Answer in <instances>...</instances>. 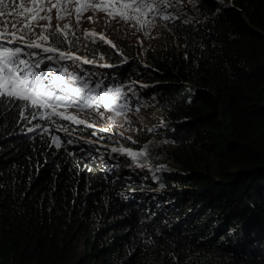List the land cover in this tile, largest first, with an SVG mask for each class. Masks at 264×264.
Instances as JSON below:
<instances>
[{"label": "trees", "instance_id": "1", "mask_svg": "<svg viewBox=\"0 0 264 264\" xmlns=\"http://www.w3.org/2000/svg\"><path fill=\"white\" fill-rule=\"evenodd\" d=\"M187 1L100 72L161 110L178 168L0 103V264H264V0Z\"/></svg>", "mask_w": 264, "mask_h": 264}, {"label": "snow or ice", "instance_id": "2", "mask_svg": "<svg viewBox=\"0 0 264 264\" xmlns=\"http://www.w3.org/2000/svg\"><path fill=\"white\" fill-rule=\"evenodd\" d=\"M101 2L104 7H101ZM120 4L122 11H110L108 4ZM76 13L77 25L82 20L85 12L91 10L94 14L97 11H104L112 19L119 17L124 22L135 21L142 30L146 25L139 20V15L159 14L160 8L173 6V0H12L6 3L0 0V9H11V11L0 10V18L5 16L14 17L12 20L0 19V103L7 100L10 103L23 102L24 107L20 111L22 119L27 118V110L34 109L33 119L39 117L51 120L54 116L72 120L75 123L83 124L85 121L77 119L74 115H65L58 111L61 107L78 106L80 110L96 108L101 106L107 110H115L116 115H121L128 107L126 103H117L123 97L119 88L114 92L95 94V89L87 96L85 89L89 88L87 83L81 87H71L66 81L79 80L80 77L74 74L53 75L60 70L45 64V61L83 60L85 64L95 63L93 60L75 56L72 52L62 51L60 46L65 43H77L80 39L76 37L75 25L63 23ZM22 9V11H17ZM55 10V17L52 12ZM55 19L53 27L51 21ZM89 21L93 20L90 16ZM168 20V15L163 16ZM108 22V21H106ZM36 28L40 31L37 33ZM70 36L72 39H70ZM97 34L85 31L84 38L96 42ZM100 40H105L103 34L99 35ZM111 44V41H106ZM114 47V45H113ZM26 49H37L40 51H26ZM55 53L41 57L40 53ZM110 67V65H102ZM99 85H97V88ZM103 118V112H98ZM112 119V117H108ZM36 127H40L37 125ZM48 129H45L47 131ZM67 131V129H63ZM32 131V129H29ZM53 142L59 147V138L53 136ZM117 151V149H113ZM128 154L135 158L144 155V152Z\"/></svg>", "mask_w": 264, "mask_h": 264}, {"label": "rangeland", "instance_id": "3", "mask_svg": "<svg viewBox=\"0 0 264 264\" xmlns=\"http://www.w3.org/2000/svg\"><path fill=\"white\" fill-rule=\"evenodd\" d=\"M177 0H173V6L161 7L159 14H149L144 16L139 15V20L141 22L146 21L145 27L139 30L140 25L135 21L124 22L119 17L112 19L104 11H97L95 14L89 10L84 13L82 20L77 25L76 13L72 10V15L61 21L63 23H70L75 25L76 37H79L77 43H65L63 44L65 48H61L62 51L72 52L75 56L86 58L88 60H93L95 63L85 64L83 60L74 62L73 60H63V61H45L50 67L59 69L57 75L59 74H74L80 77L79 80H68L66 83L71 87H81L84 83L89 85L88 89H85L84 95L87 96L91 93V90L95 89V94H100L104 92H114L115 89L119 88L123 93V97L117 103H126L127 108L123 110L121 115H116L115 110H107L102 106L99 109L91 108L80 110L78 106L72 107H61L58 111L64 112L65 115H74L77 119L85 121L83 124L75 123L72 120L63 119L60 116H54L51 120H57L67 127V133L75 136L81 137L83 134L91 133V139H98L102 144H108L112 146L113 149H117L118 152L127 155L135 165L144 164H157V165H168L170 167L178 168L175 149H173L172 142H170L167 135H162L160 133H154L149 131L148 127L150 124L162 123L164 122L163 117H158L161 110L153 109L150 111L152 104L150 99H147L145 95L137 94L134 90V85L131 81L120 84L113 80V76L104 72L101 78L100 72L103 67L102 65H108L106 61H103V50L109 47H114L115 49L119 47L129 46L135 52V56H140L141 52L147 48L158 46L163 40L167 30L168 23L172 20V16L178 11L190 12L193 10L194 15H201V11L196 7L195 9L189 7L187 0H179L181 3H177ZM6 3H11L12 0H5ZM19 3V0H16ZM104 3L101 2V7H104ZM110 11H122L120 4L107 5ZM186 6L187 8H185ZM173 8V9H172ZM6 12L11 11V9H0ZM17 11H22V9H17ZM55 10L52 12V16L55 17ZM168 15L170 19L165 20L163 16ZM92 16L93 20L89 21L87 18ZM0 19L12 20L14 17L5 16ZM108 21V22H106ZM53 27L56 25L57 21L53 19L51 21ZM94 32L97 34L96 42H91V39H85V31ZM40 31L36 28V32ZM103 34L105 40H100L99 35ZM70 39L72 37L70 36ZM106 41H111V44ZM26 51H40L37 49H26ZM41 57L46 55H53L55 53H40ZM97 85L99 87L97 88ZM98 112H103V118L98 114ZM156 113V114H155ZM108 117H112L109 119ZM46 121L45 119L39 118L37 125L42 124ZM174 145V144H173ZM130 150L132 153L144 152V155L133 156L128 154Z\"/></svg>", "mask_w": 264, "mask_h": 264}]
</instances>
